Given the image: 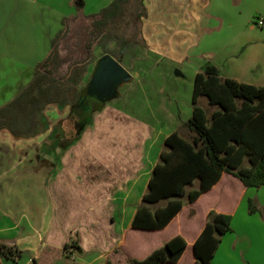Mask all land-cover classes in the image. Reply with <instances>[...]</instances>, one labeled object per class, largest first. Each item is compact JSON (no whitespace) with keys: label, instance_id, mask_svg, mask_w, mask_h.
Instances as JSON below:
<instances>
[{"label":"crops","instance_id":"crops-1","mask_svg":"<svg viewBox=\"0 0 264 264\" xmlns=\"http://www.w3.org/2000/svg\"><path fill=\"white\" fill-rule=\"evenodd\" d=\"M112 1L62 0L63 6L70 8L67 14L62 11V2L52 7L53 23L43 26L35 50L34 37L29 43L26 69L32 73L31 79L20 83L27 71L14 73L1 89L9 101L0 107L32 80L34 66L49 53L51 40L62 29L64 19L71 32V23L88 20ZM34 2L20 0L13 5L14 10L23 12L28 21ZM145 7L141 38L147 48L144 58L153 66L139 72L141 77L157 73L164 80L170 75L183 80L187 68L195 67V79L206 67H214L222 79L264 88L263 32L241 41L235 26L226 21H240L246 14L253 21L251 30L264 29L257 25L264 20V0H146ZM224 23L231 34H223ZM19 44L12 42L11 48L15 51ZM4 56L0 48V58ZM9 57L20 59L12 53ZM140 64L146 67V62ZM128 76L126 79H131ZM143 82L141 79L136 90L147 91L140 86ZM193 84L189 116L181 111L180 87L164 83L154 87L155 110L149 118L131 115L118 104H107L93 114L90 126L67 135L66 119L74 124L69 107L49 105L43 110L49 126L45 133L17 140L1 130L0 243L15 246L23 255L16 262L0 257V263L127 264L130 259H144L181 235L187 249L179 264H193V243L208 212L214 210L231 216V230L222 236L211 264H264V187L246 189L230 175H223L211 191L183 207L164 230L132 228L165 139L179 132L192 117ZM249 200L262 213L249 214ZM67 244L74 245L65 253Z\"/></svg>","mask_w":264,"mask_h":264},{"label":"trees","instance_id":"trees-1","mask_svg":"<svg viewBox=\"0 0 264 264\" xmlns=\"http://www.w3.org/2000/svg\"><path fill=\"white\" fill-rule=\"evenodd\" d=\"M145 1L113 0L89 16L73 46L82 55L79 59L71 52L62 53L70 32L64 19L62 29L51 40L49 53L35 66L32 80L0 107V131H8L17 140L45 133L49 126L43 110L49 105L70 108L76 134L90 126L93 114L103 106L85 103L80 86L96 60L95 50L116 56L123 43L138 44L132 36L134 32L141 34L139 24L147 17ZM200 97L215 109L212 113L198 105ZM192 105V117L182 124L190 136L187 139L175 131L165 139L133 218L135 230H164L183 207L211 191L223 175L232 176L246 189L264 187V88L222 79L214 67H206L195 76ZM256 212L261 210L249 200L248 213ZM230 225V215L208 212L193 243V264H211ZM72 245H65L64 252ZM186 249L187 241L177 235L144 259H130L127 264H179ZM22 255L15 246L0 243V257L16 262Z\"/></svg>","mask_w":264,"mask_h":264},{"label":"rangeland","instance_id":"rangeland-1","mask_svg":"<svg viewBox=\"0 0 264 264\" xmlns=\"http://www.w3.org/2000/svg\"><path fill=\"white\" fill-rule=\"evenodd\" d=\"M20 0H0V48L1 51L5 52V56L0 58V95L2 93V96L5 94L1 89L5 87L4 85L9 80L13 79L14 73L25 70L27 71L26 76L22 79L20 83H23L32 77V73L27 70L26 68H29L28 61L30 58H26V56H29L31 54L30 50V40H33L32 37H34V50L37 47V43L40 39L39 35L40 33H43L44 28L43 26L47 24L53 23L54 18V11H50L52 7L57 6L58 3L62 2V0H35L33 3V8L30 11V14L28 15V21H26V17L23 16V12H16L14 10V4L17 3ZM32 1V0H29ZM74 2V0H73ZM75 6V3H73ZM63 6V2H62ZM62 11L67 14L69 12V9L62 7ZM61 13V12H60ZM52 20V21H51ZM230 23L232 27L235 26L236 33L235 35L238 36V40L242 41V38H254L255 36H260L261 34L259 32H263L262 35H264V29L257 30H251L250 27L253 26L252 20H248L246 14L243 16V19L240 21L233 22L231 19L226 20ZM87 24V20H81L78 22L71 23V32L68 35L67 40L65 41V46L63 49V54H67L69 52L72 53V56L76 59L81 58V53L79 52V49L74 50V44L76 45L77 42V34L78 32ZM141 29V24H139ZM264 28V27H259ZM223 29V34H231L230 29L227 27V24L224 23V26L221 27ZM214 30H212L210 33H213ZM58 33V32H57ZM56 33V34H57ZM43 38V37H42ZM132 39H136L138 44H128L123 43L119 47V51L116 56H112L109 54L103 53L101 50L97 49L95 50V57L96 60L93 64H91L87 72L85 73L82 85L80 88L83 90L84 95L86 96L88 93V88L92 84L95 74L98 70L99 65L104 62L105 60H112L113 62L117 63L122 67V69L128 73L131 79H126V82H122L121 86L113 92V98L107 99L102 101L99 105H107V104H118L120 107L124 108L129 114L139 116L141 118L147 117L149 118L151 115V112L155 110V104L154 101L156 100V94L154 87L156 85H161L164 83H168V86L171 85H177L180 87L178 99L179 104H181V111L184 115L188 112V116L191 115V86L193 84L194 79V71L195 67L193 69H188L185 74L186 78L183 80H176L173 75H170L169 78L166 80L162 79V76L159 74H144L142 77L139 74V72H147L150 70V68L153 66V63L147 62L148 59L144 58L145 55H147V48H144L143 40L141 38V34H135L133 33ZM19 42V48H16L15 51L12 49V42ZM16 45V43H14ZM17 46V45H16ZM42 44L39 43V48H42ZM114 45H111V48H113ZM14 51V52H13ZM20 59H10V54ZM41 52H38V55L40 56ZM35 59V58H34ZM41 62V61H40ZM140 62H146V67L143 63L140 64ZM37 65V64H36ZM35 65V66H36ZM34 66V68H35ZM145 69H144V68ZM33 68V69H34ZM164 67L163 69H165ZM152 69V68H151ZM162 69V70H163ZM65 68H63L62 71H64ZM159 72V71H158ZM141 79L145 82H143L141 87L146 88V92H141L140 90H136L138 83L141 81ZM124 81V80H123ZM136 90V91H134ZM0 96V97H2ZM9 99V96H4L0 99V106L5 103ZM9 101V100H8ZM98 103V101H97ZM97 105V104H96ZM198 105L208 110V113H212L215 109L210 108L208 105V101L204 97L199 98ZM95 106V108H97ZM70 110V108H68ZM70 119H66L65 121V129L66 133L68 134H74L76 131L74 129L73 124L69 121ZM62 121V120H61ZM64 122V121H63ZM62 124V123H61ZM77 133V132H76ZM179 133L181 136L185 138H189L190 134L183 128L179 130ZM251 259V257H250Z\"/></svg>","mask_w":264,"mask_h":264},{"label":"water","instance_id":"water-1","mask_svg":"<svg viewBox=\"0 0 264 264\" xmlns=\"http://www.w3.org/2000/svg\"><path fill=\"white\" fill-rule=\"evenodd\" d=\"M96 76L102 81L101 83L104 86L103 96L98 99V104H100L102 101L113 96V92L117 88L119 82L126 79L127 73L120 65L113 62L112 60H105L99 65L95 74V77Z\"/></svg>","mask_w":264,"mask_h":264},{"label":"flooded vegetation","instance_id":"flooded-vegetation-1","mask_svg":"<svg viewBox=\"0 0 264 264\" xmlns=\"http://www.w3.org/2000/svg\"><path fill=\"white\" fill-rule=\"evenodd\" d=\"M102 81L96 76L92 84L88 88V93L85 97V103H88L90 107L99 106L98 99L103 96L104 86L101 83ZM98 101V103H97ZM97 104V105H96Z\"/></svg>","mask_w":264,"mask_h":264},{"label":"built area","instance_id":"built-area-1","mask_svg":"<svg viewBox=\"0 0 264 264\" xmlns=\"http://www.w3.org/2000/svg\"><path fill=\"white\" fill-rule=\"evenodd\" d=\"M257 25L259 27H264V20H259L258 23H257Z\"/></svg>","mask_w":264,"mask_h":264}]
</instances>
